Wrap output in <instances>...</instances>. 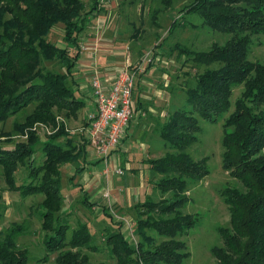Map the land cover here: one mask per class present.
<instances>
[{
	"label": "trees",
	"instance_id": "obj_1",
	"mask_svg": "<svg viewBox=\"0 0 264 264\" xmlns=\"http://www.w3.org/2000/svg\"><path fill=\"white\" fill-rule=\"evenodd\" d=\"M102 1L93 0L88 10L84 0H0V124L25 112L11 131L0 134V169L11 191L24 199L43 196L38 211L42 229L51 233L45 244L50 254L57 255L58 264H93L82 251L98 250L86 224L76 227L68 239L70 225L61 213L62 167L76 165L74 177L82 173L89 142L79 143L64 124L45 141L29 129L39 122L57 125L63 114L66 120L75 119L85 108L71 79L83 34L90 18L99 16ZM185 11L200 15L205 27L230 38L225 45L213 43L206 52L174 46L207 69L196 73L195 83L185 88L189 108L170 113L160 127L159 136L172 151L148 161L151 177L159 178L155 188L162 196H172L134 205L136 244L123 232L125 221L105 207L103 214L114 227L105 243L116 264H184L190 258L180 237L196 226L199 217L184 215L181 208L188 203L190 183L205 179L210 170L207 158L196 161L187 150L199 141L200 120L217 122L229 111L234 89L243 85L223 126L222 164L244 190L223 191L230 222L219 229L222 245L211 251L217 264H264V65L248 59L254 37L264 35V0H194ZM178 25L177 20L172 22L171 34ZM59 27L57 44L51 36ZM215 63L220 66L212 68ZM39 154L41 163L36 161ZM28 161V181L18 185L17 172ZM81 191L83 204L91 208L89 192ZM23 229L18 225L0 232V264H29L28 250L18 244Z\"/></svg>",
	"mask_w": 264,
	"mask_h": 264
},
{
	"label": "rangeland",
	"instance_id": "obj_2",
	"mask_svg": "<svg viewBox=\"0 0 264 264\" xmlns=\"http://www.w3.org/2000/svg\"><path fill=\"white\" fill-rule=\"evenodd\" d=\"M84 1L88 10H90L93 0ZM193 1L103 0L100 4L101 11L97 12L99 16L94 17L96 19L94 22L92 21V24L90 23L91 31H88L93 33L92 37L99 39V46L103 48L101 53L105 56H108L107 48H111L110 52L113 50L115 55H110L120 58L121 61L126 58V63L129 58L130 63L133 64L130 56L135 57L137 60L140 58L139 55L141 53L144 55L150 54L153 64H155L157 59H160L158 65L166 61L162 68L168 72V80H172L170 85L165 88L167 101L163 102V107L161 108L165 112L168 110V113L189 108L185 88L195 83L194 76L196 73H202L207 69V66L194 63L192 58L188 60L185 53L179 54V51L173 49L174 46L180 44L196 52H206L210 50L213 43L225 45L230 38L226 34L214 32L205 27L200 15L188 14L185 10ZM154 10H156V13L152 12ZM97 13L93 14L98 15ZM174 20H177L179 25L171 34L170 27ZM87 30L89 29L87 28L84 34H86ZM97 31L99 32L97 33ZM51 41L60 44L61 27L54 30ZM108 42L113 45H107L109 44ZM86 49V45L81 44V52ZM159 49H163L165 53L161 55ZM248 59L264 65V35L254 37ZM133 66L130 68L132 71ZM219 66V63H215L211 67L218 68ZM175 70H178V72ZM177 73L180 76L176 75ZM137 82L138 79H136L135 85L136 91L139 93ZM162 83H164V80ZM243 89V85L234 89L229 111L219 118L217 122L211 123L200 120L201 132L199 141L187 150V153L196 161L204 158L208 159L207 166L210 170V175L199 182L190 183L186 193L188 203L181 208V212L184 215L192 214L199 217L196 226L180 237L181 240L187 243L190 252V258L184 264H217V260L211 250L215 246L222 245L219 229L228 227L230 222L229 207L225 203L222 193L228 187L244 190L241 183L233 179L224 170L222 164L224 153L222 146L223 126L225 120L234 112L236 100L241 96ZM159 105H162V102ZM24 115L25 112L20 113L12 117L6 124H0V134L2 131H11L13 122L16 119L22 120ZM167 117L165 115L163 121ZM68 121L63 114L57 117V125L39 122L29 130L39 135L41 141H45V136L56 132L61 124H64L66 128L68 126L72 130L73 127L67 125ZM82 126H84V123H82ZM78 127L79 125L74 128L77 129ZM28 132L23 137L24 139L28 138ZM0 140L2 142L3 137H0ZM159 142L161 145L157 150L162 152V156L172 151L164 141L159 140ZM88 151H91V149L88 148ZM36 161L41 163V154H39ZM29 163L28 161L25 166L19 168L17 172L18 185L28 181ZM108 164L106 162V169L103 175L99 174L100 177L96 173L105 168V165L99 163L94 165L95 167H91L90 164H86V167L90 169H85L86 174L89 176L90 172L92 175L89 181L84 179L83 172L78 173L77 177H74L76 165H64L61 172V194L64 197L61 213L63 216L62 220H65L70 225L68 239H70V235H72L76 227L80 224H86L94 235L98 250L94 252L83 249L82 252L90 256L93 264L102 262L116 264V260L110 255L105 243L106 236L109 232H112L113 227L110 224V219L103 214L105 207L110 208V211L117 216V219L121 218L125 221L126 226L123 228V232L130 239L131 244H136L139 238L136 233H133V230L137 224L138 213L134 209V205L144 204L148 200L153 202H159L163 199L169 200L172 196L170 193L164 196L161 195L154 186L159 178L156 176L154 178L152 175L151 184L153 187L149 194H147V186H145L129 206L122 207L119 203H116L115 206L113 200L111 201L103 195L108 190L112 192L114 188L111 183L112 175L117 177H121V175L116 174L115 170L112 171ZM107 168L110 169L108 174L106 173ZM93 172L95 173L94 175L92 174ZM108 177H110L109 180ZM91 183H94L92 188ZM75 184H80L81 187ZM81 188L84 189V192L90 190L91 208L83 204V191H81ZM0 193L3 198L0 202V232L6 233L9 229L22 225L24 229L22 236L18 239V244L22 249L28 250L30 256L29 264H58L55 261L57 255L50 254L45 244L46 237L51 233L42 229V220L38 211V205L43 201V196L38 195L24 199L20 193L11 191L5 183L1 169ZM105 200H109V205ZM103 201L106 204L103 205Z\"/></svg>",
	"mask_w": 264,
	"mask_h": 264
},
{
	"label": "crops",
	"instance_id": "obj_3",
	"mask_svg": "<svg viewBox=\"0 0 264 264\" xmlns=\"http://www.w3.org/2000/svg\"><path fill=\"white\" fill-rule=\"evenodd\" d=\"M94 17L95 16L90 18L89 30H87L86 34H83L81 44H85L87 49L84 52H80V59L77 62L72 78V83L78 98L85 102V108L78 113L77 118L67 122V125L73 127V129L70 130L67 126L68 131L77 136L79 143L84 142L82 131L85 130L88 125V113L94 111L96 108V100L91 87L92 76L97 72L101 76L106 89L109 91L115 83L118 74L126 65V58L121 61L120 58L110 55H115L113 50L110 52L111 48H107L108 56L101 53L103 48L99 46V39L94 38V36L92 37V32H88L91 31L92 28L90 27V23L92 24L96 19H94ZM98 32L99 31H97V33ZM108 43L107 45H113L111 42ZM159 53L162 55L165 52L163 49H159ZM143 55L144 54L141 53L139 55L140 58L137 60L135 57L130 56L132 63L135 64V66L132 64L133 71L136 70L137 64L144 58ZM159 61L160 59H157L155 64H153L154 62L152 61L144 74L137 75L136 79H138L137 86L139 88V93H137L135 85L133 118L120 145L114 149L108 160V165L112 171L118 168L124 171V175L121 177L112 175V182L110 181L112 186H114L111 192L112 198L110 200L115 202V206L116 203H119L122 207L129 206L135 197L139 195L140 190H143L145 186H147V194H149V191H151L153 187L151 184L152 177L148 161L159 159L162 156V152L157 150L161 145L159 140H162L159 136V130L165 121V119L163 121V117L165 115L168 116L170 113H168V110L165 112L161 107H163V102L167 101L165 88L170 85L172 80H168L167 76H169V74L162 68L163 65L166 64V61L158 65ZM175 71L178 72V70ZM176 75H179V73ZM162 79L165 84L162 83ZM160 102H162V105H159ZM82 123H84V126H82ZM77 125H79V127L75 129L74 127H77ZM88 148L91 149V151H88ZM86 151L87 155L81 164L84 167V179L89 181L92 175L90 172L89 176L86 174L85 169L88 168L86 164H90L91 167H95L94 165H98L99 163L105 165V168L100 170L99 173H96L100 177L101 174H104L106 162L96 155V152L90 144H88ZM92 174L94 175L95 173L93 172ZM109 178L110 177H108V180ZM110 182L109 184H111ZM93 184L94 183L90 184L91 188L94 187L92 186ZM88 192H90V190ZM105 201H107L109 205V200ZM105 201H103V205L106 204Z\"/></svg>",
	"mask_w": 264,
	"mask_h": 264
},
{
	"label": "built area",
	"instance_id": "obj_4",
	"mask_svg": "<svg viewBox=\"0 0 264 264\" xmlns=\"http://www.w3.org/2000/svg\"><path fill=\"white\" fill-rule=\"evenodd\" d=\"M151 63V56L147 54L137 64L136 70L132 71L130 69L132 64L128 58L125 68L118 74L109 91L97 72L92 76L91 87L96 108L88 113V125L82 133L84 141L89 142L96 155L106 162L114 149L120 145L133 118L135 79L138 74H144ZM109 172L110 169L107 168L106 173ZM115 172L118 175H124L122 169L118 168ZM111 194L108 190L104 196L110 200Z\"/></svg>",
	"mask_w": 264,
	"mask_h": 264
}]
</instances>
